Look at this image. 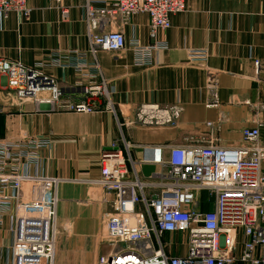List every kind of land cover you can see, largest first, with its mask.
<instances>
[{
    "label": "built area",
    "instance_id": "2783aa9c",
    "mask_svg": "<svg viewBox=\"0 0 264 264\" xmlns=\"http://www.w3.org/2000/svg\"><path fill=\"white\" fill-rule=\"evenodd\" d=\"M52 1L67 18L69 11L63 0ZM104 2L98 8L92 0L85 4L89 51L95 61L86 62L85 54H78L75 62L68 61L84 82L85 97L78 104L61 102L63 89L43 63L29 65L21 59L0 57V85L7 83L19 103L32 101L52 110L67 107L83 112H115L112 90L96 59L98 51L119 53L129 48L136 64L148 65L155 51L167 45L163 41L145 45L138 37L127 38L122 30L112 29L111 24L116 20L127 22L135 14H148L150 33L155 37L171 27V15L185 11L188 0ZM31 11L28 0H0L1 20L8 19L12 12L29 19ZM188 56L189 60L205 62L208 52L192 50ZM255 62L264 70L261 61ZM62 63L61 56L51 59L54 66ZM91 67L97 72L90 73ZM183 110L180 102L142 103L128 124L175 126ZM261 126L245 127L244 144L238 146H221L212 134L208 140L141 145L139 162L133 159V145L124 137L123 144L114 142L104 149L100 176L89 182L114 194L102 233L111 251L100 255L96 264H264ZM49 144L50 139L42 136L0 139V227L9 219L13 235L6 248L7 264H55L59 186L70 179L31 171L40 162L41 150ZM138 163L157 164L161 170L154 177L144 178L138 172ZM204 191L208 194L205 199ZM204 203L213 208L204 210ZM178 233H185V241L166 238ZM240 237L242 248L237 254Z\"/></svg>",
    "mask_w": 264,
    "mask_h": 264
},
{
    "label": "crops",
    "instance_id": "0c3cea01",
    "mask_svg": "<svg viewBox=\"0 0 264 264\" xmlns=\"http://www.w3.org/2000/svg\"><path fill=\"white\" fill-rule=\"evenodd\" d=\"M104 3L92 0L96 8ZM85 4L86 0H63L69 11L63 18L53 1L28 0L32 9L29 19L19 12L0 19V57L21 59L29 65L45 64L63 89V104H78L85 97L84 82L69 62H75L78 54H85L88 63L95 61L89 51ZM171 21V27L155 37L147 14L111 24L112 29L122 30L127 38L138 37L145 45L156 41L167 45L155 51L148 65L136 64L129 48L119 53L98 51L96 59L112 90L115 112L67 107L52 110L32 101L19 103L7 83L0 85V139L48 137L50 144L41 150L40 162L31 171L70 179L59 186L58 213L63 203H84L72 212L71 220L76 224L68 222L69 232L103 233L114 194L105 193L89 180L100 176L101 152L114 142L123 144V137L133 145L131 153L137 162L141 145L208 140L211 134L221 146L242 145L243 129L258 123H262L264 141V70L255 62L258 59L264 65V0H188L186 11L172 15ZM204 49L208 52L205 62L189 60L192 50ZM55 56H61L65 63L52 65ZM89 72L97 71L91 67ZM146 102H180L184 110L175 126L128 124L137 107ZM165 152L167 155L168 150ZM137 169L140 176L151 178L161 167L138 163ZM207 195L202 193L204 199ZM212 208L204 203V210ZM12 237L8 219L0 227V264H7L6 248ZM172 237L185 241V233L166 235L167 239ZM241 241L242 237L236 245L237 254ZM74 245L85 249L81 243ZM110 251L111 245L106 243L97 246L96 254L99 257Z\"/></svg>",
    "mask_w": 264,
    "mask_h": 264
},
{
    "label": "rangeland",
    "instance_id": "374dc122",
    "mask_svg": "<svg viewBox=\"0 0 264 264\" xmlns=\"http://www.w3.org/2000/svg\"><path fill=\"white\" fill-rule=\"evenodd\" d=\"M83 202L63 203L62 210L58 213V241L56 247L55 264H95L98 255L97 246L106 244L101 231L89 234H80L69 232V221L72 222V212L80 209ZM61 203L59 204V206ZM62 216V220H60ZM76 224L75 222H72ZM102 230V229H101ZM105 230V229H104ZM105 233V232H104ZM81 243L85 246L84 250H79L74 244Z\"/></svg>",
    "mask_w": 264,
    "mask_h": 264
},
{
    "label": "bare ground",
    "instance_id": "6f19581e",
    "mask_svg": "<svg viewBox=\"0 0 264 264\" xmlns=\"http://www.w3.org/2000/svg\"><path fill=\"white\" fill-rule=\"evenodd\" d=\"M51 1H52V0H51ZM187 7H188V5H187ZM185 11H186V10H185ZM183 12H184V11H183ZM178 13H182V12H178ZM178 13H174V14H178ZM174 14H172V15H174ZM147 15H148V14H147ZM172 15H171V16H172ZM148 16H149V15H148Z\"/></svg>",
    "mask_w": 264,
    "mask_h": 264
}]
</instances>
